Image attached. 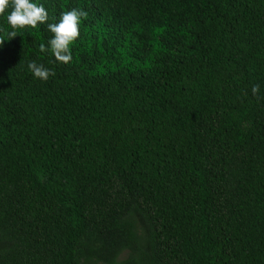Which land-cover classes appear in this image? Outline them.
I'll return each mask as SVG.
<instances>
[{
    "label": "trees",
    "instance_id": "1",
    "mask_svg": "<svg viewBox=\"0 0 264 264\" xmlns=\"http://www.w3.org/2000/svg\"><path fill=\"white\" fill-rule=\"evenodd\" d=\"M31 2L0 16V264H264V0Z\"/></svg>",
    "mask_w": 264,
    "mask_h": 264
},
{
    "label": "clouds",
    "instance_id": "2",
    "mask_svg": "<svg viewBox=\"0 0 264 264\" xmlns=\"http://www.w3.org/2000/svg\"><path fill=\"white\" fill-rule=\"evenodd\" d=\"M11 9L7 16V24L11 31L6 33L9 41L17 37L18 30L26 28L36 29L38 25L48 21V12L44 6L37 5L31 0H0V16L6 10ZM81 18H87V12L82 9H72L63 12L58 23H49L48 31L52 38L48 41V48L44 44L39 45V51L44 53L50 51L56 62L68 64L72 60L71 46L79 38ZM4 44V38L0 37V45ZM28 70L34 78L47 82L55 72L46 68L43 64L30 61ZM252 95L259 98V85L252 86Z\"/></svg>",
    "mask_w": 264,
    "mask_h": 264
}]
</instances>
